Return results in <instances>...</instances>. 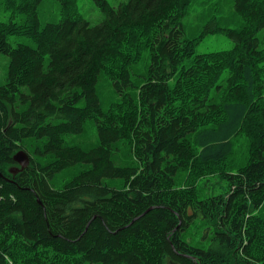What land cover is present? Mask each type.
<instances>
[{"label":"trees","instance_id":"trees-1","mask_svg":"<svg viewBox=\"0 0 264 264\" xmlns=\"http://www.w3.org/2000/svg\"><path fill=\"white\" fill-rule=\"evenodd\" d=\"M55 1L41 24L45 0H0V264H264V0H213L193 35L196 0H92L95 24ZM216 32L233 46L195 53ZM102 77L118 96L106 108ZM87 120L97 143L68 144ZM214 174L220 194L185 184Z\"/></svg>","mask_w":264,"mask_h":264},{"label":"rangeland","instance_id":"rangeland-1","mask_svg":"<svg viewBox=\"0 0 264 264\" xmlns=\"http://www.w3.org/2000/svg\"><path fill=\"white\" fill-rule=\"evenodd\" d=\"M109 3L116 6L120 1L122 0H108ZM215 1V0H214ZM213 0H196L193 4V8L190 9V14L186 16L183 19V22L185 23V31L188 34L196 33L198 31L197 27H194L193 24L199 22V17L203 20H206L205 14L210 15L211 10L218 7L216 4H212ZM226 4V2H224ZM8 6V4L6 3ZM58 3L55 0H45L42 7L39 10L40 13V20L41 24H44L46 21H57L59 19V13H58ZM8 10H10V7L8 6ZM78 11L82 15V17L89 20L92 24H95L99 22L100 20V13L98 8L95 6L92 0H78ZM223 12V10H222ZM224 14L226 12L224 11ZM219 15V13H218ZM10 18L9 11H7L5 8L4 10L0 7V21L7 22V20ZM13 19H16L17 21L21 18L17 15L13 17ZM218 22L221 24L222 21L220 20L219 16L217 17ZM196 30V31H195ZM191 37V35H190ZM9 42L14 46L17 43H27L30 44L31 42L25 38V37H9ZM233 46V42L231 39H229L226 35H223L222 33L216 32V33H208L195 47V53H205V52H212L217 50H227L230 49ZM129 50V47H124L123 52L127 53ZM2 55L0 58V74L2 72H5V64L7 60L3 58ZM148 56L145 54L142 59L135 64L132 67L133 75L132 79L133 81H137L139 75L143 74L146 69V65L148 64ZM98 95L99 100L101 102V105L103 108H106L111 102L116 101L117 95L113 91V88L111 86L110 81L106 77H102L101 80L98 83ZM65 140L68 144H76L80 145L83 148H90L94 146L97 143V134L96 129L93 121L87 120L84 124V130L82 134L80 135H69L65 136ZM238 145H237V153L236 157L242 158L243 152L247 146V142L243 137H240L238 139ZM244 148V150H243ZM31 151V150H30ZM125 149H121L118 151V156L125 157ZM32 154V152H31ZM120 158H118L119 160ZM16 167V166H14ZM18 167V166H17ZM82 168V165H77L68 169L63 170L61 173H59L52 181L51 184L55 188H60L64 184V182L68 179H70L74 173H77L78 170ZM193 181L195 182V187L200 193V197H206L209 195H216L220 194L225 190V183L222 180L221 176L219 174L214 175H205L204 177H201L200 179H196L194 177L188 176L185 184H188V182ZM185 187H188V185H185ZM196 228L198 227H191L190 235H192Z\"/></svg>","mask_w":264,"mask_h":264},{"label":"water","instance_id":"water-1","mask_svg":"<svg viewBox=\"0 0 264 264\" xmlns=\"http://www.w3.org/2000/svg\"><path fill=\"white\" fill-rule=\"evenodd\" d=\"M13 159L19 164V167L14 168L13 172L24 169L29 163L28 155L23 150L16 152V154L13 156Z\"/></svg>","mask_w":264,"mask_h":264}]
</instances>
